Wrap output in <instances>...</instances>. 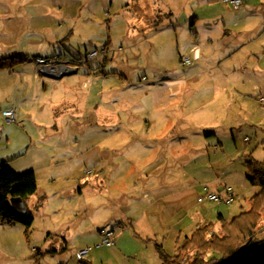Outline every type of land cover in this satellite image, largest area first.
<instances>
[{"label":"rangeland","instance_id":"374dc122","mask_svg":"<svg viewBox=\"0 0 264 264\" xmlns=\"http://www.w3.org/2000/svg\"><path fill=\"white\" fill-rule=\"evenodd\" d=\"M40 1L42 5H52L48 15L57 23L63 24V17L66 24L72 25V17L90 19L86 25L79 23L69 40L54 43V49L64 47L73 55L71 58L65 54L71 66L103 69L108 78L90 90L89 81L78 84L77 74L65 76L62 80L67 85L55 89L49 77L36 71L31 58L0 68V164L38 167L58 145L85 152L86 163H94L103 152L106 168L98 179L104 183L98 187L102 188V196L92 201L44 196L40 206L32 210L29 226L0 219V264H77L75 249L90 246L88 242L101 228L96 224L106 222L108 230L118 226L113 217L118 211L108 205L104 190L113 188L116 193L132 181L139 188L146 179H167L169 185L188 186L192 179L188 169L196 158L206 165L205 173L210 170L209 175L199 172L200 181L213 189L225 184L233 188L236 201L222 206L226 216L233 218L248 210L249 199L259 189L246 179V162H264V29L256 41H245L244 36L232 33L209 42L208 33L201 32L198 38L188 34L189 26L186 32L181 31L179 39L165 30L160 36L143 39L132 36L136 29L124 11L126 0H119V5L118 0ZM257 7L264 15V0ZM104 13L112 19L111 25L99 21ZM257 20L250 17L238 26L252 28ZM215 36L212 34V38ZM26 44L7 38L0 40V49L15 53ZM30 44L33 46L29 50L36 48L38 55H54L53 47L47 44L41 48L36 46L39 43ZM240 44L242 48L235 51ZM94 50L99 55L89 59L88 53ZM3 54L0 50V58H4ZM183 57L189 58L190 64H183ZM45 83L47 88L41 90ZM82 89L90 91L94 99L102 91L101 102L93 107L96 114L81 99L76 107L60 105L54 112L50 110V98L65 94L74 97ZM9 107L17 109V123H4L1 113ZM79 113L82 118L76 117ZM60 129L63 135L57 134ZM208 132L215 136H206ZM205 140L211 142V166L205 149L197 150ZM215 145L220 149L212 150ZM14 153L15 157H9ZM160 157L162 165L150 164ZM201 195L199 198L204 197ZM59 230L71 233L69 238L74 239L71 251H66L71 263L61 262L47 251L49 232ZM97 244L90 247L102 260V254L110 253L107 247L94 248ZM128 257L133 261L132 255ZM108 258L120 261L117 256Z\"/></svg>","mask_w":264,"mask_h":264},{"label":"crops","instance_id":"0c3cea01","mask_svg":"<svg viewBox=\"0 0 264 264\" xmlns=\"http://www.w3.org/2000/svg\"><path fill=\"white\" fill-rule=\"evenodd\" d=\"M240 1V7L232 9V13H230L231 5L226 0H126L124 11L129 16L130 24H133L136 29V35H132L136 38L147 39L149 36L153 37L158 34L160 36V32L165 30L174 33L179 39L181 31L186 32V27L189 26L187 30L188 34H192L195 38H198L201 32L208 33L209 42L214 39L225 38L232 33L244 36L245 41H256V36L260 35V38L263 36L261 32L264 29L263 10L257 7L262 0L260 2L258 0ZM49 11H52V5H42L40 0L28 2L24 0H0V40L9 38L14 39L16 42L25 41L27 43L15 53L1 47L0 50L4 53V58L15 57L23 60L31 58L34 62L36 57L45 56L38 55L36 48L29 50L33 46L30 42L39 43L36 46L40 48L42 45L45 46L47 44L49 48L53 47L54 49V43L57 45L66 39L69 40L75 34L74 29L79 23L86 25L88 24V20H90L72 17L74 19V25H72L71 23L66 24L65 17H63V24L61 22L57 23L54 21L53 16L52 20H50ZM250 17L258 18L254 27L243 26L242 28L238 26L242 25ZM99 21L102 23L106 21L109 25L112 24V19H109L105 13L103 16H100ZM59 25L61 27L55 30L54 26ZM214 33L217 36L212 38V34ZM62 48L63 50L55 48L53 51L54 55L48 57L53 58L57 56L71 62L69 58H72L73 55L64 50V47ZM241 48L242 44L238 48H235V51ZM66 53L70 54V57L69 55H65ZM108 57L107 55L105 58L108 59ZM76 74L78 76V84L89 81L88 86H90V90L93 86L98 87L96 86L98 83L108 78L103 69L79 68ZM112 74L116 73L112 72ZM68 76L70 78L73 75ZM47 80L55 84V89L61 84L67 85L64 79L58 80L49 77ZM47 86L48 84H43L41 90H44ZM101 94L102 91L97 92L94 99L91 97L90 91L87 92L82 89L80 91L77 90L74 97L67 96L66 94L63 96L59 95L56 99H49L52 101H50L49 106L53 108L50 110L54 112L55 107L60 105L76 107L81 99L86 106L89 105L92 108V113L96 114L93 107L94 105H99V102H101ZM98 97H100L99 101H97ZM76 117L82 118L83 116L79 113ZM60 126L61 128L63 127L62 124ZM60 130L57 134L63 135V129ZM206 136L215 135L208 132ZM210 143V140H205L197 147V150L205 149L209 166H211L213 161L210 153ZM218 143L220 145V142ZM219 149L220 147L215 145L212 150L217 151ZM110 152L113 153L114 150L110 149ZM13 155L15 153L9 157ZM164 155H166V152H164ZM85 156H87L85 152L83 153L75 147H62L58 145L51 149L50 155H46V161L41 166L19 165V168H17L14 167L13 163L7 166L15 174L33 172L36 178L37 192L35 195L25 199L26 207L33 214L32 210L40 206V201L44 196L50 197L54 195L56 198L61 199L87 198L91 201L102 196V188L98 189V187L104 182L99 180L98 176L106 168L104 153L101 152L94 163H86L85 159H83ZM194 160V164L188 169L189 175L192 178L188 186H172L168 184L167 179H146L144 184H140L139 188L136 187L137 183L132 181L131 183H127L123 190L116 193H114L113 188L109 191L104 190L108 194V205L114 211H118L113 216L116 218L115 223L118 226L112 228V230H108L109 226H106L108 225L106 222L96 224L98 227L101 225V228L97 230L98 235L93 236L92 240L88 243L90 246L93 243H99L102 233L109 231L114 233L115 242L113 246L107 247V252L110 254H102V260L96 258L98 257L96 256L98 252L92 249L87 261L90 264H103V261L109 264H161L156 245H161L164 252L168 255H174L178 241L189 236L197 225L201 223H216L219 215L226 220L232 219L226 216V210L222 207L224 203L209 202L205 199L199 201V195L201 194L205 196L207 192L219 193L224 188H231L234 193V203L236 201V194L233 188L227 184L213 189V187L207 186L203 180L200 181L199 172L209 175L210 170L205 173V164H202V161L198 158ZM151 163H160L156 167L160 166L162 165V159L160 157L158 161L154 160ZM108 183L112 186L111 181H108ZM43 185H46L45 189L41 188ZM49 235L50 238L45 243L48 253H51L50 256L60 258L63 263H68L69 261L71 263L70 256L66 259V251H69L68 249L71 251V245L74 243L73 237L69 238L71 233L59 230L52 233L49 232ZM90 246H79L75 249V252L77 249L89 248ZM128 254L133 256V261L130 260L131 257H128ZM107 256H117L120 261H128L116 262ZM135 260L140 262L137 263ZM76 262L79 264V260L76 259Z\"/></svg>","mask_w":264,"mask_h":264},{"label":"trees","instance_id":"16d2710c","mask_svg":"<svg viewBox=\"0 0 264 264\" xmlns=\"http://www.w3.org/2000/svg\"><path fill=\"white\" fill-rule=\"evenodd\" d=\"M60 58V57H59ZM23 59L0 58V68L18 64ZM11 63V64H10ZM247 180L259 191L249 199L248 210L230 220L219 215L216 223H201L181 242L174 255L156 245L161 264H264V162L247 161ZM37 192L33 172L15 174L6 164H0V219L11 224L22 222L29 226L33 214L27 208L25 216L13 214L9 200L21 198L24 202ZM219 232L222 234L219 235ZM79 264H90L80 260Z\"/></svg>","mask_w":264,"mask_h":264},{"label":"built area","instance_id":"2783aa9c","mask_svg":"<svg viewBox=\"0 0 264 264\" xmlns=\"http://www.w3.org/2000/svg\"><path fill=\"white\" fill-rule=\"evenodd\" d=\"M233 9H238L241 5L240 0H226ZM99 55L97 50L91 51L88 53L89 59H95ZM183 64H190V59L183 57L181 59ZM34 62L37 66V72L40 75L51 77L54 79H59L63 77L65 74L78 71L79 67L71 66L69 60L61 59L59 57L53 58H45V57H36ZM1 116L3 118L4 123L13 124L17 122V110L15 108H9L2 111ZM207 200L209 202L215 203H224L230 205L234 201V193L231 188H224L222 192H207L204 197L199 198V201ZM115 236L114 233L103 232L101 236V240L99 244H97L94 248H103V247H111L114 245ZM92 248H83L79 249L75 252V258L77 260H85Z\"/></svg>","mask_w":264,"mask_h":264},{"label":"water","instance_id":"95a60500","mask_svg":"<svg viewBox=\"0 0 264 264\" xmlns=\"http://www.w3.org/2000/svg\"><path fill=\"white\" fill-rule=\"evenodd\" d=\"M76 73H77V71H73V72L65 74L63 77L68 76V75H75ZM63 77H61L59 79H62ZM9 204H10V208H11L14 215L19 216V217L26 215L27 207L25 205V202L21 198L12 197L9 200Z\"/></svg>","mask_w":264,"mask_h":264}]
</instances>
